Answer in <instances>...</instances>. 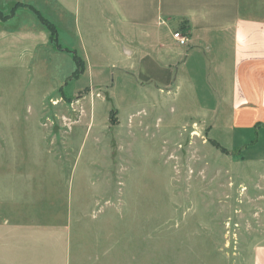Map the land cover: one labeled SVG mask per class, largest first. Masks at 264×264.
Masks as SVG:
<instances>
[{
  "label": "rangeland",
  "instance_id": "1",
  "mask_svg": "<svg viewBox=\"0 0 264 264\" xmlns=\"http://www.w3.org/2000/svg\"><path fill=\"white\" fill-rule=\"evenodd\" d=\"M59 34L17 49L0 33V200L96 221L111 237L89 247L129 264H247L264 235V130H212L186 91L141 84L139 56L79 48L71 24ZM74 51L87 60L77 76Z\"/></svg>",
  "mask_w": 264,
  "mask_h": 264
},
{
  "label": "crops",
  "instance_id": "2",
  "mask_svg": "<svg viewBox=\"0 0 264 264\" xmlns=\"http://www.w3.org/2000/svg\"><path fill=\"white\" fill-rule=\"evenodd\" d=\"M261 1L243 5L242 0H0V9L12 12L0 21V33L8 32L17 49L28 47V42L54 47L62 45L59 27L71 24L79 48L101 49L99 44L105 43L121 55L139 56L142 85L169 90L174 86L178 96L186 91L197 102L198 114L212 119V130L216 123L232 121L239 139L241 129L264 130ZM36 10L55 24L56 39L50 38ZM12 21L19 25H10ZM179 29L189 34L188 46L173 38ZM171 40L177 51L165 56L169 62L161 61ZM252 144L254 140L244 139L241 146ZM25 201L0 200V213L6 211L0 218V264H129L114 260L120 255L113 257L111 251L100 255L89 247L92 237H111L96 221L81 225L71 217H37L26 211L43 208ZM247 264H264V235L253 244Z\"/></svg>",
  "mask_w": 264,
  "mask_h": 264
},
{
  "label": "trees",
  "instance_id": "3",
  "mask_svg": "<svg viewBox=\"0 0 264 264\" xmlns=\"http://www.w3.org/2000/svg\"><path fill=\"white\" fill-rule=\"evenodd\" d=\"M36 11H37V14H38V18L44 23V25H46V27L50 31V36L52 37V39H56L55 36L57 35L58 30H57V27L55 26V24L51 20H49L48 18L43 16L40 11H38V10H36ZM11 15H12V12L9 13V14H4L3 15L2 12L0 11V18L7 19ZM183 28H185V26H183ZM68 51L71 52L70 50H68ZM72 53H73L74 60H75V62L77 64V68L74 71V74H76V76H77V75L80 74V72L83 71V68H82V60H83V58L78 53H76L75 51L72 52Z\"/></svg>",
  "mask_w": 264,
  "mask_h": 264
},
{
  "label": "built area",
  "instance_id": "4",
  "mask_svg": "<svg viewBox=\"0 0 264 264\" xmlns=\"http://www.w3.org/2000/svg\"><path fill=\"white\" fill-rule=\"evenodd\" d=\"M189 34L182 29L173 32V38L181 46H188L189 44Z\"/></svg>",
  "mask_w": 264,
  "mask_h": 264
}]
</instances>
